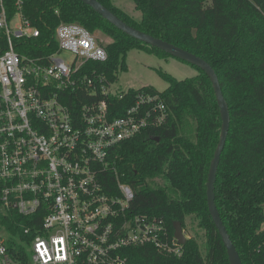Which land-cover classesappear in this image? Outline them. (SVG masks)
Instances as JSON below:
<instances>
[{"label":"trees","instance_id":"1","mask_svg":"<svg viewBox=\"0 0 264 264\" xmlns=\"http://www.w3.org/2000/svg\"><path fill=\"white\" fill-rule=\"evenodd\" d=\"M23 1L24 14L42 32L40 42L50 43L52 49L62 23H76L112 39L103 44L108 61L88 64L110 82L116 83L119 72L127 71L126 57L132 50L174 58L126 35L80 0ZM97 1L128 25L189 51L214 68L231 115L215 202L242 263L264 264V0H133L142 13L140 21L112 0ZM195 68L199 74L185 80L158 71L169 83L166 91L130 89L124 100L115 101L120 116L139 93L160 94L170 117L164 127L117 147V175L107 177L111 184L118 176L130 185L135 193L133 212L163 218L171 236L175 222L184 232L189 219L196 222L205 234V253L191 237L182 246L181 257L150 246L132 247L125 251L130 264H232L207 198L222 118L210 77Z\"/></svg>","mask_w":264,"mask_h":264},{"label":"built area","instance_id":"2","mask_svg":"<svg viewBox=\"0 0 264 264\" xmlns=\"http://www.w3.org/2000/svg\"><path fill=\"white\" fill-rule=\"evenodd\" d=\"M41 37L23 0H0V264H130L144 246L181 257L164 219L135 214L132 187L107 177L117 147L168 123L165 100L141 92L116 116L129 90L88 67L108 61L104 42L76 23L57 27L56 49Z\"/></svg>","mask_w":264,"mask_h":264},{"label":"water","instance_id":"3","mask_svg":"<svg viewBox=\"0 0 264 264\" xmlns=\"http://www.w3.org/2000/svg\"><path fill=\"white\" fill-rule=\"evenodd\" d=\"M86 5L90 6L97 14L102 16L105 20L109 23L114 25L116 28L121 30L126 35L134 38L142 43H145L153 48H158L170 55L174 58L184 61L192 66H195L208 74L213 84V88L216 94L218 106L220 108L221 118H222V130L220 141L217 146V149L214 154V158L211 162L209 175H208V182H207V198H208V206L209 212L212 216L214 224L224 242V245L227 249L229 257L231 259L232 264H243L240 254L237 251L231 237L223 223L221 215L218 211L216 205V196H215V189H216V181H217V174L219 170V165L221 162V156L225 149L229 131H230V124H231V115L229 111V105L224 97L219 78L217 73L215 72L214 68L209 64L206 60L201 57L196 56L195 54L186 51L180 47H177L167 41L162 39L156 38L152 35L146 34L130 25L125 23L122 19H120L116 14H114L111 10L105 7L97 0H80ZM155 141H160V138H156ZM174 230H175V237L179 241V244L185 245L187 243L188 238L185 235L184 229L180 222L174 223Z\"/></svg>","mask_w":264,"mask_h":264},{"label":"rangeland","instance_id":"4","mask_svg":"<svg viewBox=\"0 0 264 264\" xmlns=\"http://www.w3.org/2000/svg\"><path fill=\"white\" fill-rule=\"evenodd\" d=\"M112 2L137 21L142 19V13L136 10L133 0H112ZM94 34L105 44L112 42V39L101 32H94ZM61 57L68 63H72L75 60V56L68 52H63ZM126 65L127 71L119 72L118 80L111 88L113 93L127 92L130 89L139 90L144 87H153L159 92H164L169 88V83L162 78L158 71L168 73L178 80L193 78L199 74L195 67L176 58H159L140 50H132L128 53ZM187 225L185 230L186 237L196 238L201 245V250L205 253L204 231L199 229L198 224L190 219Z\"/></svg>","mask_w":264,"mask_h":264}]
</instances>
